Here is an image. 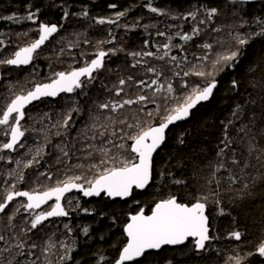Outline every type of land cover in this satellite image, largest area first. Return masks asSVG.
Returning <instances> with one entry per match:
<instances>
[{
	"label": "snow or ice",
	"instance_id": "obj_1",
	"mask_svg": "<svg viewBox=\"0 0 264 264\" xmlns=\"http://www.w3.org/2000/svg\"><path fill=\"white\" fill-rule=\"evenodd\" d=\"M228 2L237 5L249 3L250 0ZM109 7L115 9L116 5L110 4ZM144 7L157 17L191 22V27L186 29L184 24H168L166 30H161L158 22L141 26L139 20L132 25H121L120 21L127 17V11L116 12L112 17H91L96 25H117L125 30L142 27L149 37H163L164 42L153 44L145 39L141 50L126 52L123 46H115V37L109 30L110 39L97 41L93 45L95 51L90 54L92 58L85 60L82 66H69L67 70L53 71L48 82H34L26 91L14 92L13 87H9L12 95L0 108V137H3L0 140V161L15 163L16 168L7 174L15 182L4 190L3 198L0 199V214L7 217L6 227L11 232L7 239L0 234V264H68L73 259L76 244L74 239L70 240L73 228L65 223L62 238L57 236L56 231L43 234L41 231L42 226H46L45 222L53 218H68L73 212L94 215L93 209L83 207L79 197L69 196V193H79L84 198L128 200L134 197L135 192H143L154 185L157 177L160 180L168 177L171 185L183 186L187 190L185 195L190 198L189 202H184L183 197L169 192L155 200L150 214H146L144 207L129 214L123 225L126 242L111 264H136L147 253H159L166 247L187 246L198 254L207 253L212 250V242L220 239L213 234L212 213L216 216L230 215L223 207V195L233 192L235 195L231 199H243L246 195L253 194L252 188L257 183L264 185V61L250 62L243 78H237L236 75L229 77L225 94L231 93L233 102L223 118L219 119V139L211 149L212 155L208 156L204 147L198 145L188 157L192 168L191 178L196 182L195 191L191 190L188 180L175 176L168 168V161L163 162L157 171L155 160V156L167 142L170 127L189 120L193 110L212 100L221 85L217 77L222 73H235L246 46L256 37H264V20L256 21L259 31L246 34L229 32L231 42L228 44L219 37L213 42L205 39L195 43L194 46L201 50V54L193 52L192 59H189L187 45L193 44L207 33L223 31L222 27L215 24L219 9L201 5L178 13L167 7L154 6L152 0H146ZM39 13V8L32 10V5L28 4L24 15L13 13L0 16V20L14 24L27 21L37 26V36L24 46H18L10 55L0 57V66L21 68L32 64L39 50L60 31L62 25L41 22ZM233 14L238 15L235 8ZM70 15L82 19L90 17L86 8L79 13H70L65 7L61 19L66 21ZM244 23L241 17L240 26ZM150 29H155L154 34ZM18 35L28 37L29 33L25 31ZM74 35H77V40L67 44L69 53L79 44L78 34ZM84 43L88 44L90 41L85 40ZM105 44L114 46L105 49ZM0 46H7L4 39H0ZM153 47L155 51L151 50ZM64 52L65 48L61 47L57 56ZM119 53H125L131 58L130 66L144 69L150 79L135 80L129 75L127 78H120L112 87L102 85L119 99L93 101L99 110L110 114L101 123L99 115L90 113L92 122L86 124L79 133L84 138L77 150L83 154L77 157L80 162L70 165L62 179L55 180L42 191L39 187L21 190L18 185L26 179L21 167L28 169L38 166L47 154L43 150L46 145H38L35 149L32 146L26 148L25 138L29 131L26 109L34 102L45 98L55 99L78 90L87 95L86 89L98 78L96 74L105 70L106 58ZM152 60L159 63L151 64ZM191 77H195V81L190 82L188 78ZM177 80L183 90L179 93L175 86ZM129 83L139 89L134 98L125 96V86ZM148 104L154 105V109L146 110ZM133 105H138L139 108L131 118L116 115ZM80 111L73 102L47 129L48 132L52 128L64 129V132L56 131L55 135L66 136L72 127L73 113ZM31 119L43 124L44 120H51V115L45 112L39 120H35V117ZM31 130L38 134L45 131L44 128ZM175 139L178 145H186L185 133ZM48 143H51L50 138ZM54 147L59 152L56 163L65 160L68 164L75 144L71 148L63 143ZM19 149H26L25 155L31 153L23 164L20 159L14 161L12 157L6 159L3 155L16 153ZM83 161H88L87 165ZM177 167L184 169L187 166L181 160L177 161ZM73 169L82 171L73 172ZM68 172L72 174L69 175ZM39 176L47 180L53 179V175L47 171L40 172ZM8 182L5 179L4 183ZM236 185L239 187H235ZM18 198L23 199L10 211L9 205ZM134 202L140 203L139 200ZM213 205L212 212H209ZM22 212L27 214L24 220L26 227H21L19 233H16L13 221ZM112 222H116L115 217ZM82 233L89 236V226H82ZM243 235L241 231L233 229L225 238L241 241ZM233 252L234 255L228 256L225 264H245L252 256L264 259V237L260 238L254 251L246 252L243 256L235 249ZM96 255V264H107L102 254ZM165 264H172V261L167 260Z\"/></svg>",
	"mask_w": 264,
	"mask_h": 264
},
{
	"label": "trees",
	"instance_id": "obj_2",
	"mask_svg": "<svg viewBox=\"0 0 264 264\" xmlns=\"http://www.w3.org/2000/svg\"><path fill=\"white\" fill-rule=\"evenodd\" d=\"M141 1L146 2V0ZM71 2H75L72 3L73 7L77 6L78 8H81V11L86 8L90 13L88 19L79 18V22L80 24H85L84 26L86 28H92L91 33L95 35L93 39L94 44L97 41L102 40V37L104 40L110 39V37L108 34L109 31H103L102 26L96 25L94 22L90 23L92 22L91 17H105L106 15H114L119 11H127L128 13H137L139 11L136 9V0H72ZM152 2L154 6L167 7L178 13L190 11L201 5L206 7H216L219 9V15L215 18V24L222 27L223 31L220 33H207L205 36H202L197 41L193 42V44L187 45L189 59H192L191 53L193 52L201 54V50L194 46L195 43L203 42L205 39H208L209 42H213L219 37L228 44L231 42V37L228 35L229 32L238 31L241 34H246L253 31H259V25L256 21L264 20V0H257L253 5L237 4L238 8L235 9L237 10L238 15L233 14V9L231 7L226 8L233 4H230L225 0H192V5L189 8L179 9L166 5L165 0H152ZM72 4L70 6H72ZM110 4H115L116 8H110ZM241 17L245 21L243 26H240L239 24ZM140 18L143 20L141 26L150 22H158L161 30H166V25L168 24H184L186 29H190L191 27V22L174 21L165 17H157L150 12L147 14L145 12V7L144 9H141V15L139 18L135 17L130 21V25L134 24L136 20H140ZM149 31L154 34L155 29H150ZM173 31H175V29H173ZM84 34H86L84 30L78 33L79 37ZM130 34L133 33L125 31L122 35L117 34L116 38L119 39V43L115 41V46H123L127 52L141 50L145 39H149L150 43L153 44L164 42L163 37H156L155 35L149 37L148 33L145 32L143 28L141 38H137L135 34ZM83 39H85V36ZM91 40L92 38L90 37L88 41ZM175 42L176 41H174V43ZM151 50L155 51V48L153 47ZM94 51L95 48L93 49V52ZM91 53L92 52H89L87 56L88 59L92 58L90 55ZM109 59L110 70H103L99 73L100 83L98 85V90H88V94L86 95L87 98L95 96L106 99L102 85L109 84L110 87H112V85L118 82L120 78H127L129 75H132L135 80L150 79V77L145 74L144 69L132 68L130 66L132 60L127 57L125 53H119L116 56H111ZM252 61H256L257 63L264 61V37H256L246 46L241 63L237 67L235 73H222L217 77V79L221 81V85L213 99L207 105L201 106L193 114L188 123L177 125L169 131L168 139L163 150L155 157L157 171H159L163 162L168 161V168L175 174V176L177 178L183 177L188 180V183L192 186L191 190L195 191L196 182L191 178L192 168L188 157L192 155V149L198 145L204 147L208 156L212 155L211 149L214 148L219 139V119L223 118L224 113L227 112L229 105L233 102L231 99V93L225 94V90L228 88V79L231 75H236L237 78H243L246 66ZM150 63L158 64L159 62L152 60ZM8 69L13 72L14 81L21 83L23 80V73L11 68ZM188 79L192 82L195 81L196 78L191 77ZM175 86L177 93L183 91L180 88L178 80ZM138 93L139 89H137L134 84L129 83L125 86L126 97L132 96L134 98ZM111 94L113 93H110V97L112 98ZM78 107L81 111L77 114L73 113V117L75 118L74 123H77V121L80 123L78 131L75 132V130H70L69 132L67 131L66 136L60 137L56 136L54 132L49 137L56 141V145L61 143L68 144L71 148V145L75 144V148H72L73 154L70 162L66 164L65 160H61V162L57 164L56 159L59 152L54 147L52 151L53 155L51 154L47 167H41V172L47 171L50 173L51 168L49 166H60L65 163L66 165L64 167H68L69 164L80 162L77 157H81L83 154L77 150L81 147L80 141L84 138L81 137L79 133L86 124L92 122L90 113L92 115H99V122L101 123L104 122V118L110 114L99 110L94 103H86L85 105H79ZM154 107V105L148 104L146 110H152ZM138 108V105H133L131 108L122 110V113L116 115L131 118L137 114ZM83 111L84 117L82 116ZM257 115H259V112ZM143 118L146 119V117ZM59 131L64 132L65 130L60 129ZM181 133H185L186 145L184 146L178 145L175 139ZM46 137L47 136H43L41 140H38L39 146L47 145L49 138ZM181 160L187 166L184 169L177 167V161ZM83 163L87 165L88 161H83ZM20 170L25 173L26 177L25 182L18 185L21 190H31L34 187H39L41 191L44 190L46 186H40L36 182L43 176H39V173H34L27 177L30 170H25L23 167H21ZM165 170L167 171L168 169ZM8 172L9 171H7V173ZM7 187H10V184L5 185V183H0V199L3 198L4 190ZM235 187H239V185H236ZM185 191L187 190L183 189V186L171 185L168 177H165L164 180H160V178L157 177L154 185L150 186L144 193L135 192L134 197L127 202H112L106 198L86 202L82 200L79 195L73 194L71 196L79 197L80 204L83 207L93 209L94 215L73 212L71 216L65 220L45 223L46 226H42L41 234L56 231L57 236H61L64 232L63 225L67 223L73 228V234L70 240L74 239L76 241L75 251L72 254L73 259L69 261L68 264H96V254H102L105 257L107 264H111V262L117 257L118 251L123 243L126 242V238L123 234V225L127 222L129 214H134L139 207H144L146 214H150V209L155 200L167 195L169 192L183 197L184 202H189L190 198L185 195ZM252 193L251 196L246 195L243 199H231V197H234L235 195L233 192H228L223 195V207L226 212L230 213V215L216 216L214 212L212 213V224L214 227L213 234L218 235L220 239L212 242L211 251L198 254L191 251L187 246L175 249L166 248L159 253L147 254L136 264H165L167 260H171L172 264H225L226 258L234 255V249L237 250L241 256L246 252L254 251L260 238L264 237V185L257 183V185L252 188ZM135 200H139L140 203L136 204L134 202ZM20 201H13V203L9 205V210H14L15 206ZM213 207L214 205L209 208V212H212ZM101 213H103V215H101ZM26 216V213L23 216L17 215L16 220L13 221V224L16 225V233H19L21 227H26L23 220V217ZM113 217H115V223L112 222ZM0 226L7 228V217L3 214H0ZM82 226H89V236L86 237L83 235ZM47 227H52L53 230H47ZM233 229L239 230L244 234L241 241L225 238ZM0 234L5 235L7 239L11 232L10 230H0ZM101 237H103V239H101ZM245 264H264V259L258 256H252L245 262Z\"/></svg>",
	"mask_w": 264,
	"mask_h": 264
},
{
	"label": "flooded vegetation",
	"instance_id": "obj_3",
	"mask_svg": "<svg viewBox=\"0 0 264 264\" xmlns=\"http://www.w3.org/2000/svg\"><path fill=\"white\" fill-rule=\"evenodd\" d=\"M64 1V2H62ZM72 0H0V16H6L10 14H17V15H24L26 14V5L31 4L32 10H35L36 8L40 9L39 13V20L41 22H47V23H57L58 25H62L60 31L50 40L48 41L37 54L36 58L34 59L33 63L27 67V68H13L9 67L13 70H18L23 73V80L21 83L14 81V75L13 72L8 69L10 72V78L12 80H9L5 77L4 74L0 73L1 76V84H0V108L4 106V103L9 99L12 95V93L9 92V87H13L14 92H20L21 90H27L33 86V83H40V82H48V77L51 75L53 71L57 70H67L69 66L72 67H80L83 65V62L85 60H89L87 57L81 59L79 57L80 53H89V49H94L93 45V39L95 37L94 34L91 33L92 28H86L85 24H80L79 17L70 15L68 19L62 20V10L67 7L70 13H79L81 12V8H78L77 6L74 8L71 2ZM77 2V1H76ZM136 9L139 10L137 13L127 12V17L125 19H122L120 21L121 25L128 24L130 25V21L141 15V9H144V4L146 2H142L141 0H136ZM228 2V1H227ZM166 5L171 6L173 8H189L192 5V0H165ZM72 4V6H70ZM79 5V4H78ZM145 12L148 14L145 7ZM152 14V13H151ZM115 15V14H114ZM114 15H106L105 17H112ZM153 15V14H152ZM93 23L94 21L91 19ZM140 25L143 22V20L140 18ZM87 23V22H86ZM89 24V23H88ZM76 26H79L78 29ZM102 26L103 31H109L113 29V35L115 37V41L119 43V39L116 38V35H122L125 31H129L133 34L130 35H136L137 38L142 37V27L136 28L135 30H125L124 27L117 26V25H99ZM37 26L31 24L30 22H23L20 24H14L9 21L0 20V33H4V35H0V39H4L6 42V47H2V51L0 53H12L18 46H24L25 44L29 43L31 38H35L37 36V33L35 31V28ZM84 30L86 34L81 35L78 40L79 44L76 47H73L71 50V53L67 51V44L70 41H76L77 35L80 31ZM27 31L29 33L28 37H25L23 35H18L19 33H23ZM91 34V36H90ZM109 34V33H108ZM85 36V39L83 37ZM61 37L64 39L61 40ZM90 37L92 40L90 43L85 44V40H89ZM106 38V37H105ZM102 40L103 37H102ZM116 44V43H115ZM114 45L112 44H105L103 47L105 49L111 48ZM61 47L65 48V52L61 56H57V52ZM140 50V49H139ZM93 53V51H90ZM73 57H75V60H73ZM110 58V57H109ZM106 58V67L105 71L110 70V59ZM97 75V80L93 83L91 87L86 89L87 93L88 90L90 91H96L98 90V85L100 83L99 79V73ZM108 84V83H107ZM108 87L110 85L108 84ZM106 99H119V98H111L110 92L106 91L104 89ZM106 99L99 98L92 96L90 98H87L86 95H83L80 93V90H78L76 93L72 94H62L60 97H57L55 99L53 98H45L42 101H38L32 106H30L28 109H26V112L28 113V117H26L27 126H29V131L26 135L25 141L28 139V137L33 133L32 136H39L40 134L32 131V128L35 129H41L44 128L45 131L42 135L50 137L54 132L59 131V128H52L51 132H48V128H51V125L55 123V121L59 118L60 114L65 111L67 107L73 104V102L76 103L77 106L79 105H85L86 103L92 104L93 101H104ZM62 106L64 111L62 110ZM49 113L51 115V120H44L43 124L41 123H35L32 117H35V120H39L43 113ZM77 114V113H76ZM74 115V114H73ZM82 116L84 117V111L82 113ZM75 118L73 117V121ZM76 123V122H75ZM73 122L72 127L68 130L76 129V125ZM45 125H47V128H45ZM64 130V129H63ZM60 137V136H59ZM0 140H3V137H0ZM51 143H47L46 147H44V152L47 153L50 149V153L46 154L43 160L41 161V164L38 166H34L33 168H28L25 170H30V172L27 174V177L30 174L34 173H40L41 167L45 168L47 167L48 161L51 158V154L53 151L54 146L56 145V141L53 139H50ZM35 146L39 145V141H34ZM27 148V147H26ZM21 150V149H19ZM18 150V151H19ZM16 153H4L3 155L6 157H14ZM53 155V154H52ZM23 164V163H22ZM51 169H59L62 168L61 166H49ZM16 168L15 163L9 164L6 163V161H0V183H4L5 179H8V184L14 183L15 181L8 178L7 171L13 170ZM25 182V181H24ZM23 182V183H24ZM37 182V181H36ZM38 184V183H37Z\"/></svg>",
	"mask_w": 264,
	"mask_h": 264
},
{
	"label": "rangeland",
	"instance_id": "obj_4",
	"mask_svg": "<svg viewBox=\"0 0 264 264\" xmlns=\"http://www.w3.org/2000/svg\"><path fill=\"white\" fill-rule=\"evenodd\" d=\"M62 2H64V1H62ZM229 3V2H228ZM74 7H76V6H74ZM228 7H231L232 9H234V8H238V6L237 5H232V6H227L226 8H228ZM77 27V29H78V27L79 26H76ZM90 51H93V49H89V52ZM11 53H0V57H4V56H8V55H10ZM88 54L89 53H80L79 54V57L81 58V59H83V58H85V57H87L88 56ZM0 73H2V74H4L5 75V77L7 78V79H9V80H12L11 78H10V72L8 71V66H0ZM111 96L113 97V98H116V97H114L113 96V94H111ZM62 110L64 111V109H63V106H62ZM74 121H72L71 123H73ZM75 125H76V129L74 128L73 130H75V132H77L78 131V129H79V126H80V123H79V121H77V123H75ZM33 135V133L28 137V139L26 140V147L27 146H32L33 147V149H35V142L34 141H37V140H41V138H42V135L40 134L39 136H32ZM49 138V137H48ZM25 151H26V149H21V150H19V151H17L16 152V154L14 155V157H12L13 158V160L15 161L16 159H20L21 161H22V163L23 162H25V161H27L29 158H30V156H31V153H29L28 155H25L24 153H25ZM50 149L48 150V152H47V154H49L50 153ZM44 157H45V155H44ZM5 158L7 159L8 157H6L5 156ZM62 165V168H59V169H51V174L53 175V179L52 180H47L45 177H41L40 179H38L37 180V183L40 185V186H51L54 182H55V180H57V179H62L63 177H64V174H65V172H67L68 171V167L70 166V165H72V164H69V166L68 167H64L66 164L65 163H63V164H61ZM73 172H78V171H82V170H77V169H73L72 170ZM68 174L69 175H71L72 174V172H68ZM25 213H21L20 215H18V216H23ZM24 219L23 220H25L26 218H27V216L26 217H23ZM20 220V219H19ZM18 220V221H19ZM52 227H55V226H52ZM52 227H47V230H53L52 229ZM58 237H60V238H62V236H60V235H58Z\"/></svg>",
	"mask_w": 264,
	"mask_h": 264
},
{
	"label": "water",
	"instance_id": "obj_5",
	"mask_svg": "<svg viewBox=\"0 0 264 264\" xmlns=\"http://www.w3.org/2000/svg\"><path fill=\"white\" fill-rule=\"evenodd\" d=\"M228 1V0H227ZM257 2V0H250V2L249 3H246L245 5H253V4H255ZM47 43V42H46ZM31 65V64H30ZM30 65H28V66H26V67H21V68H27V67H29ZM13 68H15V67H13ZM0 84H1V76H0ZM211 101V100H210ZM209 101V102H210ZM208 102V103H209ZM36 102H34V104H35ZM207 103V104H208ZM207 104H203V105H207ZM203 105H200V106H198V108L197 109H195V110H193V114L201 107V106H203ZM30 106H32V105H30ZM29 106V107H30ZM28 107V108H29ZM193 116V115H192ZM192 118V117H191ZM191 118L189 119V120H187V121H182V122H179V123H177L176 125H173V126H171L170 127V130L173 128V127H175V126H177V125H180V124H185V123H188L190 120H191ZM169 130V131H170ZM169 133V132H168ZM160 152V151H159ZM158 152V153H159ZM157 156V155H156ZM155 156V157H156ZM146 191V190H145ZM145 191H143V192H139V191H137V193H144ZM73 194H76V195H79L80 197H81V199L82 200H84V201H86V202H90V201H92V200H98V199H100V198H84V197H82L81 196V194H79V193H69L68 195L69 196H71V195H73ZM23 198H18V200H22ZM132 198H129L128 200H120V199H116L115 201H122V202H127V201H130ZM110 201H112V202H115V201H113V200H110ZM51 203V202H50ZM44 207H47V206H44ZM64 219H66V218H53V219H51L50 221H57V220H64ZM50 221H46L45 223H47V222H50ZM126 238V237H125ZM166 248H170V249H175V248H172V247H166ZM165 248V249H166ZM177 248H180V247H177ZM163 250V249H162ZM161 250V251H162ZM150 253H156V252H150ZM150 253H147V254H150ZM146 254V255H147ZM143 258H141V260H142ZM137 263V262H136Z\"/></svg>",
	"mask_w": 264,
	"mask_h": 264
},
{
	"label": "bare ground",
	"instance_id": "obj_6",
	"mask_svg": "<svg viewBox=\"0 0 264 264\" xmlns=\"http://www.w3.org/2000/svg\"><path fill=\"white\" fill-rule=\"evenodd\" d=\"M227 1V0H225ZM62 167V165H60ZM0 230H8L7 228H4V226H0Z\"/></svg>",
	"mask_w": 264,
	"mask_h": 264
}]
</instances>
